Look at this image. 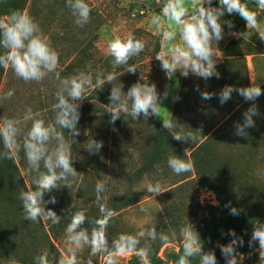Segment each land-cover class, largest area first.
<instances>
[{"label": "rangeland", "instance_id": "1", "mask_svg": "<svg viewBox=\"0 0 264 264\" xmlns=\"http://www.w3.org/2000/svg\"><path fill=\"white\" fill-rule=\"evenodd\" d=\"M85 2L92 11L89 22L83 27L75 25L71 11L57 0L50 2L51 10L54 11L51 16L46 0H30L25 11L39 24L41 32L59 54L57 71L60 72L61 78L74 75V73L62 75L61 71L65 65L72 59L74 61L82 59L83 64L76 68L75 73L87 72L90 69L93 76L101 72L106 78L108 74L114 72L117 78L113 83L117 85L122 83L125 92L133 83L140 81L154 83L161 94L167 89L169 96L163 100V105L158 107V116L152 115L148 120L144 119L143 115L136 120L128 118L127 126L116 129L110 127L109 130L100 124L91 123V134L86 130L88 124H80V135L75 138L73 144L79 147L76 149L77 153L74 155L76 159L73 163L78 175L72 181L70 189L67 187L59 189L60 194L56 198L61 202L58 204L59 208L65 210L75 203L83 208V202H88L93 207L91 213L99 212L95 193L98 180L105 184L102 203L111 196L122 194L128 186H132L137 201L116 212L117 215L107 229L109 243L120 233L135 235L152 226H156L158 233L162 231L170 234L171 231H176V238L170 236L167 244H161L157 240L152 245V252L163 260V264H173L171 257L182 249L183 244L179 229L190 223L199 235H202L205 250H218L217 264H225V258L218 245L230 242L225 239L224 233L227 224L225 208L235 207L239 210V216L252 226L251 232L242 237L244 244L247 245L248 254H243L240 264H264V258L260 259L259 256L258 242L249 246L253 220L264 222V120H254L255 126L246 129L244 136L235 135V123L230 124L224 134L207 141L199 149L197 147L201 143L190 149V146L199 139L197 142L187 143L172 137L181 128L192 131L199 137L202 128L208 124L207 119H203L200 114L208 111L207 100L201 99L200 92L218 94L226 85L236 88L241 86L242 62L235 58L244 56L250 86L260 87L264 83V40L259 38L257 30L247 28L246 21L238 14L226 13L221 18L222 21L231 20L234 27L229 29L226 24L223 25L224 38L219 42V50L216 53L219 79L215 80L216 77L213 76L204 80L192 74L185 78L179 70L169 79L162 71L160 62L155 59L164 48L161 44L162 36L151 24V17L160 11L163 0L159 2L85 0ZM242 2L249 10L257 13L261 30L264 31V11H260L253 0ZM213 6H219L218 0H213ZM37 7L34 12L33 9ZM6 19L7 16L2 15L0 11V20ZM230 32L241 35H230ZM128 35H134L145 43V49L130 61L137 67L135 74L125 72L123 67L113 69L112 58L106 55L110 39L126 38ZM93 84L94 87L86 92V99L81 105L88 102L93 90H96L97 96L101 95L108 99L111 85L106 83L102 89H98L95 87V80ZM197 85L200 91L196 90ZM58 88L59 82L54 78V74H50L41 82L25 83L17 78L13 71L11 75L2 73L0 95L8 90H13L14 95L10 99L0 100V118L3 117V110L6 107L10 111L6 116L8 118L22 120L28 107L32 110H41L45 116L49 100L52 96L55 97ZM234 93L236 92H233L232 98L223 105L219 103L218 95H214L208 103L211 104V108L225 110L233 104ZM176 96H179V100H174ZM93 102L108 109V105L98 100ZM108 102L110 103L109 99ZM162 120H170L174 130L160 143L157 131L158 127H162ZM239 122L242 123L243 120ZM20 127L23 131V122ZM67 139L70 143L73 142V138ZM92 139L103 142V147L98 153L92 154L84 148ZM147 140L148 145L145 144ZM170 155L193 161L192 172L175 175L167 166ZM8 160L0 159V264H35V257L45 249L50 253L49 259L55 260L66 251L65 228L71 217L61 215V223L54 228V237L50 233V220L40 222L24 220L22 204L18 198L19 192L24 190V185L27 190L34 186L30 185L31 179L29 181L27 174L20 170L18 175ZM143 164L146 170L143 173L137 172ZM157 164L163 169L162 172L157 170ZM156 182L161 184L162 191L165 192L154 195L147 191L148 186ZM216 188L220 191V198L215 193ZM44 199L46 201L49 199L48 193ZM47 206L48 204L45 205L46 209ZM141 207L148 208L149 214L141 212ZM82 211L86 216L89 213L87 209ZM85 227L91 230V225L86 224ZM143 242L141 240V245ZM237 252L240 253L238 246ZM77 255L80 264H83L86 258L93 259V264H104V256L90 257L88 247ZM117 264L140 262L135 254H129L118 258ZM193 264H199V261Z\"/></svg>", "mask_w": 264, "mask_h": 264}, {"label": "clouds", "instance_id": "2", "mask_svg": "<svg viewBox=\"0 0 264 264\" xmlns=\"http://www.w3.org/2000/svg\"><path fill=\"white\" fill-rule=\"evenodd\" d=\"M253 2L260 11H264V0ZM218 3L219 6L214 7L213 0H163L160 11L151 17V24L162 36L161 44L164 48L155 59L160 62L162 71L169 79L178 70L185 78L192 74L204 80L213 76L219 79L216 53L219 50V42L224 38L223 25L226 24L229 29L234 27L231 20L222 21L221 18L226 13L238 14L246 21L247 28L257 30L259 38L264 40V31L261 30L257 13L249 10L242 0H218ZM66 7L71 11L76 26L83 27L89 22L92 9L85 0H66ZM229 34L241 35L231 32ZM0 47L5 49L4 53L0 54V67L5 70L11 68L15 76L25 83L41 82L50 74H54V78L59 82L58 91L55 93L56 103L52 106L55 113L52 121L46 122L41 114L34 113L31 107L25 109L22 120L0 118V138L4 148L0 152V159L15 160L21 147L18 138L22 137L26 171L29 175L35 174L32 175L34 190L32 188L19 192L24 220H50L53 224H59L61 217L45 207L46 204H56V197L53 195L47 201L44 197L46 193H52L54 190L64 187L70 189L72 181L78 175L73 166L76 157L73 155L72 146L75 137L80 135V104L86 99V92L94 87L93 80L98 89H102L106 83L111 85L107 112L111 114L112 124L121 119V116L132 120L140 119L141 115L147 120L152 115L158 116L157 109L163 105V100L168 98L169 92L166 89L161 94L154 83L140 81L133 83L125 92L122 83H113L117 78L114 72L104 78L101 72L93 76L89 69L87 72L78 71L74 75L61 78L60 72L57 71L59 54L41 32L39 24L27 12L19 9L11 11L6 21L0 20ZM144 49L145 43L134 35H128L126 38L115 37L108 41L106 55L112 58L113 69L123 67L125 72L135 74L137 67L130 61ZM196 90L200 91L198 85ZM233 92H237L245 101L253 102L243 113V122L234 124V134L244 136L246 129L255 126L253 117L259 115L254 102L262 95L261 87L236 88L226 85L218 94L202 91L200 95L202 100H210L214 95H218L219 103L223 105L232 98ZM13 95L14 91L8 90L0 95V100L10 99ZM174 100H179V96L174 97ZM28 121H31V126L24 133L20 125L23 122L26 126ZM162 127L171 132L174 125L170 120H162ZM65 133L73 138L72 143L66 139ZM172 137L187 143L197 142L199 139L194 132L185 131L183 128ZM102 147V141L92 139L84 148L94 154ZM167 166L175 175H181L192 172L194 163L170 155ZM156 168L159 172L163 171L159 164ZM104 191L105 184L98 180L95 193L99 217L90 219L82 210L72 212L69 209L71 218L65 228V253L55 260H50V253L45 249L35 257V264H80L77 254L85 247L90 249V257L103 255L104 264H117L118 258L129 254H135L140 264H151L149 257L153 243L159 240L161 244H167L170 236L176 238V231H171L170 234L162 231L158 233L156 226H152L135 235L120 233L109 243L107 229L117 213L101 202ZM147 191L154 195L165 192L159 182L150 184ZM140 211L149 214L146 207H141ZM230 214L239 215V210L231 207ZM86 224L91 225V230L85 227ZM252 225L249 246L258 242L261 259L264 258V222L254 219ZM228 235L233 239L225 245H218L225 258V264H240L243 254L237 252V246L242 247L244 240L238 237L234 230H229ZM179 236L183 241L182 254L175 264H193L197 257L199 264H217L215 252L204 251V242L193 225L189 223L187 226H181ZM141 240L144 241L142 245ZM83 264H93V259L86 258Z\"/></svg>", "mask_w": 264, "mask_h": 264}, {"label": "trees", "instance_id": "3", "mask_svg": "<svg viewBox=\"0 0 264 264\" xmlns=\"http://www.w3.org/2000/svg\"><path fill=\"white\" fill-rule=\"evenodd\" d=\"M30 0H0V5H1V14L4 16H8L9 13L13 10H21V11H26L27 5H29ZM48 1V5L50 7V16L52 14H54V11L51 10V0H46ZM57 2H59L61 5L66 6V0H57ZM38 9L35 8L33 10H35L34 12H36V10ZM32 10V11H33ZM51 20V19H49ZM72 50V49H71ZM80 52V51H79ZM78 52V53H79ZM3 48L0 47V54H3ZM238 55V54H237ZM239 56V55H238ZM236 60H239L242 62V80H241V86L240 87H251L249 80L247 78L246 75V62L244 59V56H240L235 58ZM240 62V63H241ZM80 64H83L82 59H76L75 61L72 59L71 62H69L67 65H65V67L63 68L62 75L64 74H71L74 73L76 74L74 71L76 70V68L79 67ZM11 75L12 70L11 68H9L8 70L3 69L2 67H0V75ZM217 78H215L216 80ZM218 80V79H217ZM262 89V95L260 97L257 98V100L254 102L257 106L258 109V113L259 115L254 116L253 119H260V121L264 120V83L260 86ZM90 95V94H89ZM234 100H233V104H230L229 107L225 110L222 109H216V108H211V104L208 103V100L206 101L207 104V110L204 113H200L203 119H207V125H205L201 132V135L199 136V141L197 143H194L192 146H190V149L193 146L198 145L199 143H201L197 148L199 149L200 146L202 144H205L207 141L213 139V138H218L220 135L224 134L227 131V127L230 124L239 122L243 120V113L252 105L253 102L251 101H245L243 97H241L237 92L234 93ZM95 100H98L100 102H102L104 105H108V99L104 98L101 95L96 94V90H93L92 95L89 96L88 98V102H86V104H80V120L78 123V129L80 131V124H88L89 127L86 128L87 132L89 134L92 133V128H91V123H97L100 124L101 126H103L106 130H109L110 127H112V129H116L118 127H124L128 125V118L121 116V119L116 120V122L114 124L110 123V119H111V114L108 113V109L104 106H97L95 104ZM50 103L48 105V110L46 112V115L43 116V113L41 112V110L38 109H34L33 112H39L41 114V116L44 118V120H48V121H52L54 119V111L52 106L56 103V99L54 96H52L51 100H49ZM39 102V100L37 101V103ZM42 105V102H41ZM209 107V109H208ZM10 113V111L8 110V108L6 107L5 110H3V117L8 116V114ZM2 116V114H1ZM31 126V121L27 122V125L25 126L24 124V130L22 132L26 133L28 128ZM84 126H82L83 128ZM174 130V128H173ZM114 131V130H113ZM157 136L160 139V143L161 141L164 142V139L166 137H169V132L166 131V129H164L163 127H158V131H157ZM65 137L66 139L68 138L67 133H65ZM78 137V136H77ZM75 137V138H77ZM18 141L21 144L20 147V151L18 153V156L15 160H8V162L10 161V163H12V165L14 166V168L16 169V172L18 173V175L20 174V170H23L25 172V174H27V178L31 179L30 185L34 186L32 184V175H35L34 173L32 175H29L26 171L27 169V163H26V159L24 156V150H23V146H22V137L18 138ZM0 151L2 152L4 150L3 147V141L2 138H0ZM145 143V142H144ZM149 143H151V140L149 141ZM148 145V140L147 143H145ZM72 152L73 155H75V153H77L76 149H78L79 147H77L76 145L72 146ZM151 147V144H150ZM196 148V149H197ZM105 149V148H104ZM189 149V150H190ZM195 149V150H196ZM197 149V150H198ZM152 150H150L149 152L151 153ZM148 152L145 154L147 155ZM100 160V159H98ZM148 161V160H147ZM147 165V163H146ZM146 170V166L144 167V164L142 165V167L137 171L139 173H143ZM21 181L24 184L23 181V177L20 175ZM22 184V186H23ZM34 189V187H33ZM24 190L25 189V185H24ZM215 193L217 195V197L220 198V191L218 188L215 189ZM59 189L58 190H54L52 193H48V197L50 198L51 196H55L57 198V195H59ZM137 201V195L134 192V190L132 189V186H128V188L120 195L117 196H111L109 197L107 200H105L104 204H106L110 209L115 210L116 212L123 210L131 205H133L135 202ZM60 201H57L56 204H48L47 208L51 209L53 211H55L57 213L58 216L61 217V215L63 216H68L69 215V209L72 212H75L77 210H82V209H87V211H89V213L87 214V217L94 218V217H99L100 213L94 212L91 213V211L93 210L92 205H89L88 202H83V208H80L79 205L72 204L71 206H69L68 208H65V210L60 209ZM87 206V208H85ZM225 215H226V219H227V224L225 225V229H224V233H225V239L227 241H231L233 239L232 236L228 235L229 230H234L236 235L238 237H244L247 234H249L252 230V226L251 224L247 223L246 221H244L239 215H231L230 214V209L225 208ZM51 222V221H50ZM60 223H61V219H60ZM59 223V224H60ZM59 224H53L52 222L50 223V233L53 235H55V229L56 225L58 226ZM202 237V235L200 236V238ZM215 239V238H214ZM204 251L205 248H204ZM218 251V250H217ZM217 251L215 252V255H217ZM238 251L241 254H248L247 251V245L243 244V246H238ZM182 254V249L179 250L178 253H175L172 255L171 260L172 263L175 264V261L179 258V256ZM150 261L151 264H163V260L161 258H159L155 253H151L150 255ZM199 261V258L197 257L196 259L193 260V263Z\"/></svg>", "mask_w": 264, "mask_h": 264}]
</instances>
